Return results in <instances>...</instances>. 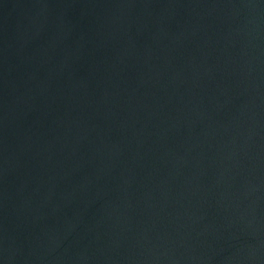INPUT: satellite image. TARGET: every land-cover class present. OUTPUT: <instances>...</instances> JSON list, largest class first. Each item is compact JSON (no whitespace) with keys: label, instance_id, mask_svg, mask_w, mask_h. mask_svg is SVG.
<instances>
[{"label":"water","instance_id":"1","mask_svg":"<svg viewBox=\"0 0 264 264\" xmlns=\"http://www.w3.org/2000/svg\"><path fill=\"white\" fill-rule=\"evenodd\" d=\"M0 264H264V0H0Z\"/></svg>","mask_w":264,"mask_h":264}]
</instances>
